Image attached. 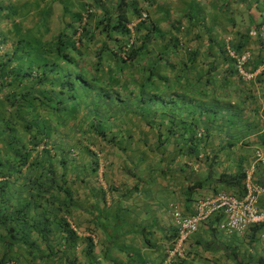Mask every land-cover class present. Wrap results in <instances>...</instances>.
I'll use <instances>...</instances> for the list:
<instances>
[{
    "label": "trees",
    "instance_id": "1",
    "mask_svg": "<svg viewBox=\"0 0 264 264\" xmlns=\"http://www.w3.org/2000/svg\"><path fill=\"white\" fill-rule=\"evenodd\" d=\"M8 1L0 0V21L9 14ZM140 11L146 13V18L134 24L132 41L126 47L130 37L126 24L139 16ZM85 14L86 20L78 16L79 23L75 26L72 24L70 33H66L68 29H63L45 46L41 61L31 60L32 63L26 65L18 63L22 55L15 56L17 48L21 49L20 45L11 51L12 54L4 48L9 39L0 24V66H7L5 76L0 79V90L7 85L3 81L8 78L14 83L25 80L30 85L15 95L7 93L3 98L13 112L12 118L0 119V264H49V261L55 264L53 261L62 256L70 263L67 254L80 237L67 220L72 202L69 197L72 195L68 182L69 166H80L83 174H86L87 167L96 170L102 154L106 158L108 154L112 156V152H106L105 145L114 144L117 132L119 136L127 138L123 140L129 145L125 152L132 161L136 160L133 153H136L138 142L134 130L138 127L146 137L140 143L149 145L153 150H161L159 156L154 151L158 156V171L172 173L187 168V192L205 186L212 194L224 192L237 198L243 195L247 166L243 152H238V145H250L240 138L246 137L244 134L248 133L250 127L248 113L259 110L256 106L257 93L264 91V67L252 80L238 72L233 55L244 53L242 41L227 48L218 45L216 50L219 53L214 60L205 70L198 72L197 49L202 46L201 43L194 49H184L185 57L179 58L182 62L169 56L170 51L176 53L180 47L179 38L184 36L183 32L189 33L195 24L180 31L181 20L177 19L175 23H170L172 29L169 30H175L177 35L173 31L165 41L166 33L148 22L146 10L137 5L129 8L125 0L118 1L114 9L97 17L93 30L89 25V16L95 14L90 8ZM185 16L188 21L191 19L189 14ZM192 17L197 18L196 15ZM88 28H91L90 34ZM97 28V33L102 34L104 39L92 56L96 61L88 66L81 47L95 40L94 31ZM152 37L157 42H151L149 39ZM255 38L264 49L260 40ZM189 40L196 43L197 34ZM191 42L186 40V43ZM149 45L153 48L149 49ZM211 50L210 45L205 53L212 55ZM105 54L116 63L112 72L101 69ZM224 62L227 63L225 70L219 75L216 68ZM243 69L247 73L253 70L246 69L245 62ZM37 70H40L38 75ZM37 92L41 96H36ZM31 100L41 103L38 105L39 112ZM79 102H84L87 109V114H82L83 120H79L83 135L85 127H95V134L102 142L97 144L104 149L99 147L94 151L84 146L80 153L78 149L76 152L71 150V142L69 147L62 144L63 139L55 140L58 144L55 148L52 142L48 143L50 130L46 126L51 123L53 132L52 129L56 127L52 120L60 116L63 122L69 119L66 111L73 112ZM61 121L55 120L60 124L63 123ZM101 121H105L110 129L113 127L108 138L103 130L105 127L100 128ZM144 124L154 126V130H145ZM251 125L256 128L258 122L252 121ZM78 140L82 142L80 138ZM214 142L219 144L217 148ZM170 143L180 146L164 151ZM254 143L256 147L264 149V132L257 136ZM117 148L124 149L120 145ZM249 148V155L253 158L254 147ZM222 149L232 158L220 160L219 152ZM130 152L133 153L130 155ZM166 152L174 153L164 157ZM192 164L205 169L206 175L202 180L191 178L194 174ZM174 165L173 170L169 169ZM252 178L262 188L258 208H264V168L259 164L253 165ZM221 219V215L210 216L199 225H206L208 234L213 238L223 233L219 228ZM263 228L262 224L251 225L243 235L249 243H253L259 240L256 235ZM82 238L87 248L92 246L89 237ZM212 238L209 244L213 242ZM170 245L171 242L166 248Z\"/></svg>",
    "mask_w": 264,
    "mask_h": 264
},
{
    "label": "crops",
    "instance_id": "2",
    "mask_svg": "<svg viewBox=\"0 0 264 264\" xmlns=\"http://www.w3.org/2000/svg\"><path fill=\"white\" fill-rule=\"evenodd\" d=\"M21 1L25 12L17 16L21 17L20 21L23 22L24 29L33 32V58L38 56L37 60L41 61L45 46L49 45L63 29H68L66 33H70L73 29L72 24L75 26L79 23L77 22L78 16H83L85 19L88 8L95 14V16H89L91 19L89 25L93 30L96 19L102 17L106 11L114 9L120 0H40L38 6H33L32 0ZM44 1L51 2V4L43 5ZM52 1H57L59 4ZM14 2L15 0H9V7ZM125 3L129 8L137 5L146 10L149 17L148 22L156 25L157 30H164L166 33L165 41L169 38L168 34L173 31L176 33L175 30H169L172 29L170 23H175L177 19L181 20L180 31L190 24H195L189 33L183 32L184 36L179 38L180 47L177 48L176 53H173L174 50L169 52L172 60L182 62L180 59L185 57L184 49H194V46L201 43L202 46L197 49L198 66H195L199 72V70H205L219 53L216 50L218 45L227 48L230 44L242 41L243 51L247 54L245 68H253L252 72H249L250 79H254L262 69L264 49L255 37L248 34V30L260 24L264 0H125ZM186 14L191 17L189 21L186 19ZM195 15L197 18L192 17ZM5 19L0 21V24H4L3 27L9 39L4 48L11 53L16 46L20 45L22 60H18L20 61L18 63L21 65L32 63V58H23L24 55H28L27 52L32 46H25V39L22 38L25 35H20L12 26L14 24L9 25ZM67 24H69L68 28ZM91 28H88L89 34ZM95 30V40L90 45L81 47L89 63L88 66L96 61L92 56L104 39L102 34L97 33L98 28ZM194 34H197L196 43L189 40L194 37ZM36 39L40 43H37ZM149 40L153 43L157 42L153 37ZM186 40L191 43H186ZM210 45L212 55L205 53ZM148 48L152 49L153 46L149 45ZM143 61L146 62L147 58ZM226 64L225 62L220 63L216 68L219 75L225 70ZM100 66L104 72H112L116 63L109 58L108 54H105ZM39 72L40 70H37V75ZM0 73V78H2L3 74ZM4 83L7 85L0 90V119L2 117L3 119L12 118L13 111L3 99L5 94L15 95L30 86L25 80L14 83L9 78L3 81ZM36 96H41L40 92H37ZM31 101L36 104L35 109L39 112L38 105L41 103L37 100ZM256 106L258 111L252 110L250 114L248 113L249 118L247 119L251 122L248 133L245 135L251 137L248 147L252 148L256 147L254 141L257 136L264 132V91L257 93ZM75 109L74 114L82 115V112L87 114V109L83 111ZM119 116L121 118V114ZM252 121L258 122L256 128L255 125H251ZM63 125L64 123H61L60 127ZM52 131L56 134L54 128ZM82 142L83 146H86L84 139ZM113 146L111 144L105 148L106 152H112V156L106 159L103 156L100 157L96 170H94L97 174L95 181L92 180V174H87L90 172V167H87L86 174L77 175L81 167L69 166L68 182L72 192L69 197L72 202L67 220L80 239L67 254L70 263L62 256L53 261L55 264H158L165 248L175 237L176 229L171 216L173 208L182 214H187L192 211V205L197 198L212 194L206 190L205 186L187 192L185 188L189 180L188 173L177 171V174L172 175L169 171L165 173L158 171L159 164L155 156L149 158L150 160L147 159L148 161L136 162L137 158L132 161L131 156L125 152V148L119 150L117 147L113 149ZM138 146L139 143L136 144V150ZM140 147L152 149L149 145L142 143ZM93 148L90 145V150ZM149 149L146 151H150ZM244 158L248 163L246 168L253 165L251 155L245 154ZM175 167V165L172 166V168ZM192 167L194 174L191 178L202 180L206 175L205 169H199L196 164H192ZM105 169L108 170L105 172ZM199 227L184 244L187 254L183 258H174L172 264H264V245L259 240L249 243L245 235L237 233L229 235L219 233L213 239L208 234L209 230L206 225H199ZM82 237H89L92 246L87 248ZM211 238L213 242L209 244ZM49 264H51L50 261Z\"/></svg>",
    "mask_w": 264,
    "mask_h": 264
},
{
    "label": "built area",
    "instance_id": "3",
    "mask_svg": "<svg viewBox=\"0 0 264 264\" xmlns=\"http://www.w3.org/2000/svg\"><path fill=\"white\" fill-rule=\"evenodd\" d=\"M146 18V13L140 11L139 16L126 24L129 29V42L132 41V27L134 24ZM248 34L252 37H257L264 46V9L261 15V22L257 28L248 30ZM233 55L232 53H230ZM236 58L237 70L246 79L251 77L243 69V64L247 57L246 53ZM261 67H264V62ZM253 165L259 164L264 168V149L254 147L252 150ZM253 165L245 170L244 176V190L240 198L225 194L224 192H216L201 198H197L193 205L192 211L187 214H182L177 209L173 208L171 216L173 219L175 237L171 245L165 249L164 258L159 264H172L174 258H183L185 256L184 244L186 239L193 234L200 222L204 221L210 216L221 215L219 228L224 234H244L248 231L249 226L254 224L264 225V208L258 205L259 197L262 193V188L256 185L252 178ZM259 241L264 245V228L259 232Z\"/></svg>",
    "mask_w": 264,
    "mask_h": 264
},
{
    "label": "rangeland",
    "instance_id": "4",
    "mask_svg": "<svg viewBox=\"0 0 264 264\" xmlns=\"http://www.w3.org/2000/svg\"><path fill=\"white\" fill-rule=\"evenodd\" d=\"M11 2H13V1H11ZM52 2H57V1H52ZM31 3L33 4V6H38L39 4H40V0H32L31 1ZM49 3V5L51 4V2H43V5H47ZM58 4H59V2H57ZM56 3V4H57ZM62 4L64 3L65 4V2H61ZM18 5V6H17ZM20 8V9H19ZM9 10V14H7L6 16V21L9 23V25H12V24H14V25H12V26H14V29H15V31H17L20 35H22V34H24L25 36L24 37H22L23 38V40L25 41L24 42V44H25V46H32L33 44H34V41L32 40V33L33 32H31V31H29V30H25L24 29V26H23V22L22 21H20V18L17 16V15H22V14H24V12H25V7H24V5H23V3H22V1L21 0H15V2L14 3H12V6L8 9ZM7 10V11H8ZM14 13V14H13ZM36 13H37V11H36ZM18 17V18H17ZM18 21V22H17ZM4 24H1V26H3ZM0 26V27H1ZM13 29V28H12ZM36 42L37 43H40V41H38L37 39H36ZM33 48V46L28 50V52H27V56L26 55H24L23 56V58H32L31 60L33 61V60H36L37 61V59H38V56L36 57V56H34V58H33V54H34V49H32ZM0 52H1V50H0ZM37 52V51H36ZM9 53V52H8ZM20 53H21V49L20 48H17V51H16V53H15V56L17 57V56H19L20 55ZM26 53V52H25ZM38 55H39V53H38ZM15 58V57H14ZM16 59V58H15ZM19 59V58H18ZM17 60V59H16ZM24 60V59H23ZM7 68V66L5 67V68H2L1 66H0V70L2 71V74H3V76H5V69ZM1 79V78H0ZM79 101H84V99H80ZM76 107H77V109L79 110V109H82V111L84 110V109H86V105H85V103L84 102H79V104H77L76 105ZM75 108H74V110H73V113L72 112H69V111H66V113L69 115V119H67L66 121H61V116H60V118H58L57 120L58 121H61V122H63L64 123V125L63 126H61L60 127V123L58 122V123H56L55 121H53L52 120V124L56 127V129H55V133L56 134H53L52 132H51V123L49 124V126H46V129L47 130H50V138L48 139V143L49 142H52V146L55 148L57 145H56V143H55V140L57 141L58 140V138L59 139H63L64 140V143H62V144H67L66 146H68L69 147V142H71V144H70V148H71V150L72 151H74V150H79V152L81 151V152H83L82 150H84L85 149V147L83 146V142H80V143H78V142H76V140H78L79 138H80V140H83L84 139V142H86V146L87 147H89L90 148V145H92L94 148H93V150L94 151H96L99 147H100V145H98V144H101L102 142H100V139L98 138L99 136L97 135V133L95 134V127H92L91 129H86V135H83V132H81V126H80V122H79V120L80 119H82L83 120V118H84V116L83 115H80L79 113L78 114H74L75 113ZM30 113V112H29ZM55 113V115H57V116H59V113H56V112H54ZM52 114V113H51ZM82 114H83V112H82ZM31 116V115H30ZM32 116H34V114H32ZM54 116V115H53ZM96 119V118H95ZM120 121V120H119ZM107 126V127H106ZM109 125H106V123H105V121L104 122H102L101 121V123H100V128H104L103 130H104V132H106V135H105V137H107L108 138V133L109 134H111L112 133V130H113V127H112V129H110L109 127H108ZM236 128H239V127H236ZM144 129L145 130H150V129H152V130H154V126H152V127H148L147 126V124H144ZM141 131H142V133H144V131H143V129H140ZM134 131H136V142H138L139 143V146H140V142H142L143 140H145L146 139V137H145V134H141V132H139V130H138V127L134 130ZM247 132V131H246ZM32 133V132H31ZM91 134V135H90ZM120 134V133H119ZM119 134H118V132H117V135H118V137L117 136H115V138H114V146H113V149H115L116 147H118L119 145L121 146V147H124V148H127L128 149V147H129V145H126L124 142H123V140L125 141V140H127V138H123V137H121V136H119ZM246 134H244V136H245ZM90 139V140H89ZM227 139H229V138H227ZM241 139V138H240ZM138 140V141H137ZM242 140H247L248 141V143L250 142V140H251V137L250 136H246V137H244V139H242ZM223 141H224V139H222V144H223ZM247 141H245V142H247ZM73 142V143H72ZM98 143V144H97ZM217 142H214V146H215V148H217L218 147V145L219 144H217ZM177 145V143H170V144H168V146H167V149L166 150H164V151H167V150H173L174 149V147ZM102 146V145H101ZM139 146H138V148H137V150H136V153H133V152H130V155H131V153H133V154H136V158H137V160H136V162H143V161H148L147 159H149V158H153V156H155V158L156 157H158L159 155H160V152H161V150H153V149H149V147H146V148H143V147H140L139 148ZM177 146H180V145H177ZM108 146H106L105 145V148H107ZM101 148V147H100ZM101 149H104V148H101ZM147 149H149L150 151H146ZM156 149H159V148H156ZM224 149H225V147H224ZM250 148L248 147V146H246V147H242V146H240V145H238V152L241 154V152H243V156H245V154L247 155H249V152H250V150H249ZM144 150V151H143ZM154 151L155 152H157V154H158V156L156 155V154H154ZM80 152V153H81ZM149 152V153H148ZM174 152H172V153H168L167 154V152H166V154H165V156L164 157H169L170 155L172 156V154H173ZM231 156V154L229 153L228 155H227V151L226 150H221L220 152H219V158H220V160H224V161H228V159H230V158H232V157H230ZM102 156H103V158L104 159H106V156H105V154H102ZM108 156H110V154H108ZM107 156V158H109ZM139 157H141L140 159H139ZM100 159V158H99ZM244 164L245 165H247L248 163H247V161L246 160H244ZM91 169V168H90ZM89 169V170H90ZM152 169V168H151ZM150 169V170H151ZM169 169H171V170H173V168L172 167H170ZM108 169H105V172L107 171ZM139 171H141V169H139ZM187 168L185 169L184 168V172L185 173H187ZM137 172V171H136ZM83 173H82V171H77V175H82ZM87 174H92V180L93 181H95L94 180V178L96 179V177H97V174L93 171V169H91L90 170V172H88ZM172 175H174V174H177V171L176 170H174L172 173H171ZM78 191H79V189H78ZM256 238L257 239H259V235H256Z\"/></svg>",
    "mask_w": 264,
    "mask_h": 264
}]
</instances>
